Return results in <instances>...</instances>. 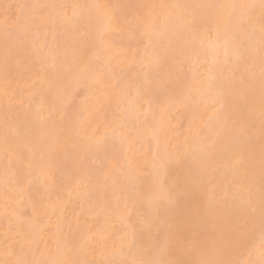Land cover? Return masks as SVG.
<instances>
[{"label": "snow or ice", "instance_id": "obj_1", "mask_svg": "<svg viewBox=\"0 0 264 264\" xmlns=\"http://www.w3.org/2000/svg\"><path fill=\"white\" fill-rule=\"evenodd\" d=\"M0 203V264H264V0L0 3Z\"/></svg>", "mask_w": 264, "mask_h": 264}, {"label": "bare ground", "instance_id": "obj_2", "mask_svg": "<svg viewBox=\"0 0 264 264\" xmlns=\"http://www.w3.org/2000/svg\"><path fill=\"white\" fill-rule=\"evenodd\" d=\"M10 1L11 0H9V2L8 1L7 2L8 3L18 2V0H14V1L12 0L11 2ZM81 2H112V1L111 0H109V1L108 0L107 1L106 0H81ZM121 2H124V1L121 0ZM125 2L129 3L130 0H128V1L125 0ZM144 2L170 3V2H173V0H133L132 1V3H144ZM182 80L187 83L188 87L192 88L193 96L195 97V89L197 87V83H196L195 78H193L192 73L188 72L187 69H185ZM21 83L23 84V81H21ZM189 111H191V112H189ZM183 115H185V118ZM207 115H208V112H207L205 104L202 102L196 101L194 99L192 103H190L186 107H182L179 111L174 113L173 124L176 126V128H175V131L172 133L173 136H175L177 134L185 133L189 127L190 122L194 123V125L196 127H199L202 124V121L207 119ZM187 117H188V119H187ZM193 117H196V119L193 120ZM182 118H183V121H185V119H186L185 124L181 123ZM180 127H182V129ZM102 131H103V129L101 128V132ZM132 151L135 152V148H133ZM89 166H93L91 164V161H89ZM175 177L181 178L180 173H176ZM28 211L30 212V209H28ZM3 227H4V220L2 217V203H0V234H2Z\"/></svg>", "mask_w": 264, "mask_h": 264}, {"label": "rangeland", "instance_id": "obj_3", "mask_svg": "<svg viewBox=\"0 0 264 264\" xmlns=\"http://www.w3.org/2000/svg\"><path fill=\"white\" fill-rule=\"evenodd\" d=\"M3 1H4V2H3ZM7 1L9 2V0H0V3H5V2H7ZM11 1H12V0H11ZM11 1H10V2H11ZM13 1H14V0H13ZM106 1H107V0H106ZM108 1H109V0H108ZM111 1H112V0H111ZM123 1L125 2V0H123ZM127 1H128V0H127ZM132 1H133V0H130L129 3H132ZM8 2H7V3H8ZM134 2H135V1H134ZM14 3H15V2H14ZM127 3H128V2H127ZM189 112H191V111H189ZM192 113H193V112H192ZM190 115H191V114H190ZM190 115H189V116H190ZM183 116H184V118H185V115H183ZM187 119H188V117H187ZM185 121H186V119H185ZM185 121H183V118L181 119V123H182V124H185ZM180 128L182 129V127H180Z\"/></svg>", "mask_w": 264, "mask_h": 264}]
</instances>
